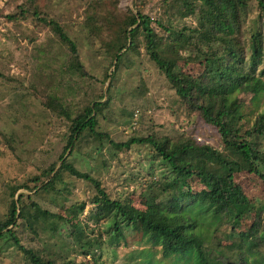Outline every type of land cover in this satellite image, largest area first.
Listing matches in <instances>:
<instances>
[{"label": "trees", "instance_id": "trees-1", "mask_svg": "<svg viewBox=\"0 0 264 264\" xmlns=\"http://www.w3.org/2000/svg\"><path fill=\"white\" fill-rule=\"evenodd\" d=\"M252 1L264 18V0H134V9H128L127 27L118 29L117 42L121 43L123 38L126 42L121 43L113 56L115 70L112 75L106 73V78L115 76L125 51L140 52L137 37L143 32L145 54L184 101L190 117L201 118L217 128L220 146L188 137L175 144L169 143L168 137L154 135L114 142L119 150H129L134 145L147 146L150 158L160 159L170 169L167 175H151L142 187L148 208L140 209L131 201L111 197L97 177L69 161L86 135L97 140L105 137L99 130L98 116L108 102L95 101L73 115L57 96L42 94V106L67 121L66 142L56 160L40 168L38 173L10 184L7 211L0 218V251L3 245L12 243L28 264H71V260L57 261L51 254L22 241L24 229L35 235L40 230L61 235L66 229V233L74 237L73 244L81 248V254L93 256L97 263V256L106 249L103 232L90 237L88 231L94 233L95 227L76 219L77 214L85 210L86 201L73 203L67 211L51 209L38 201L40 196L60 193L56 182L62 181L68 173L93 185L92 215L98 223L107 222L108 240L125 239L128 229H132L148 237L152 244L159 243L164 261L264 264L261 215L264 197L252 198L236 182V175L242 172L255 174L264 182V110L250 116L253 106L258 109L264 94V67L258 72L264 65V33L256 31L251 35L248 57L236 40L225 35V32H233L232 22L246 19ZM44 6L45 3L38 0H24L7 19L10 22L24 20L32 13L37 27L52 30L68 45L72 60L66 70L71 72L77 68L82 76H87L77 43L59 20L44 11ZM189 17L195 20L194 24L185 21ZM162 46H175L185 60L202 64L229 99L212 104L208 99L199 98L189 89L182 66L165 56ZM190 81L204 90L201 79L191 78ZM195 181L203 187L202 193L193 192L191 182ZM247 219L254 221L248 231L241 228ZM224 227L227 230H223Z\"/></svg>", "mask_w": 264, "mask_h": 264}, {"label": "rangeland", "instance_id": "rangeland-1", "mask_svg": "<svg viewBox=\"0 0 264 264\" xmlns=\"http://www.w3.org/2000/svg\"><path fill=\"white\" fill-rule=\"evenodd\" d=\"M23 1L0 0V218L7 211L10 184L38 173L40 168L58 158L65 145L67 121L42 106V94L57 96L73 115L92 106L95 101L108 102L98 116L99 130L105 137L97 140L86 135L69 161L97 177L111 197L131 201L140 209L148 208L142 187L151 175H167L170 169L160 159L150 158L147 146L134 145L129 150H119L114 142L154 135L168 137L169 143L176 144L188 137L220 146L217 128L201 118L190 117L184 101L145 54L143 32L137 37L140 52L127 53L124 49L123 62L115 76L106 78V73H114L113 56L121 43L126 42L124 38L121 43L117 42L118 29L119 26L122 30L127 27L128 9H134V0H38L45 3L44 11L59 20L77 43L87 76H82L77 68L71 72L66 70L72 60L68 45L52 30L37 27L32 13L24 20L8 21L7 15ZM248 11L246 19L232 22V33L225 32L238 42L247 57L251 35L256 31L264 33V18L255 1L251 2ZM185 21L189 24L195 22L191 17ZM159 32L163 33L160 29ZM162 51L171 60L179 62L189 89L194 90L199 98L208 99L212 104L229 99L202 64L185 60L175 46H162ZM263 67L260 66L258 72ZM191 78L201 79L204 90L196 87ZM263 110L264 94L258 109L253 106L250 116L254 117L256 111ZM63 178L56 182L60 193L40 196L38 201L58 211H67L73 203L86 201L85 210L77 214L76 219L95 227L94 233L88 231L90 237H96L102 231L106 249L97 256L96 263L93 256L81 254V248L73 244L74 237L69 236L66 229L61 235L41 230L35 235L24 229V244L51 254L57 261L71 260V264H181L173 259L162 260L160 244H152L148 237L132 229H128L125 239L108 240L107 222L98 223L92 215L95 207L90 201L93 185L68 173ZM236 182L252 198L264 197V182L255 174L239 173ZM191 184L193 192L202 193L199 182ZM261 215L264 222V210ZM253 222L247 219L241 228L248 231ZM218 236L222 237V234ZM222 242L227 244L230 240ZM0 264L28 262L15 245L7 243L1 248Z\"/></svg>", "mask_w": 264, "mask_h": 264}]
</instances>
